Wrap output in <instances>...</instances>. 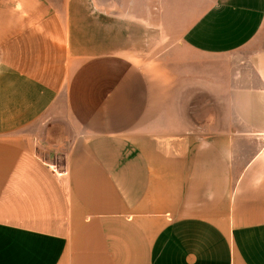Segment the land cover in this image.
<instances>
[{
    "label": "crops",
    "instance_id": "0c3cea01",
    "mask_svg": "<svg viewBox=\"0 0 264 264\" xmlns=\"http://www.w3.org/2000/svg\"><path fill=\"white\" fill-rule=\"evenodd\" d=\"M0 264H264V0H0Z\"/></svg>",
    "mask_w": 264,
    "mask_h": 264
},
{
    "label": "rangeland",
    "instance_id": "374dc122",
    "mask_svg": "<svg viewBox=\"0 0 264 264\" xmlns=\"http://www.w3.org/2000/svg\"><path fill=\"white\" fill-rule=\"evenodd\" d=\"M159 38L161 39V35H159ZM144 44H147V36H144ZM139 60H140V57L136 58V61H139ZM251 147L252 146L249 145V144H244L243 145V151L241 152L242 155L239 157V161H238L239 163H238L237 166H235V168H236L235 170L241 168L242 162L246 158V156L250 153ZM235 178H236V174L234 172V175L232 176L233 181H235ZM159 253H160V250H159V247H157L156 251H155V256L157 257V259L159 258V255H160ZM160 260L164 262L165 258L162 256L160 258Z\"/></svg>",
    "mask_w": 264,
    "mask_h": 264
}]
</instances>
